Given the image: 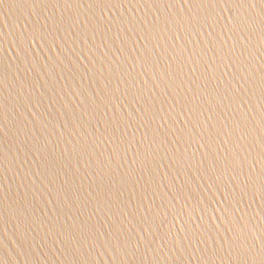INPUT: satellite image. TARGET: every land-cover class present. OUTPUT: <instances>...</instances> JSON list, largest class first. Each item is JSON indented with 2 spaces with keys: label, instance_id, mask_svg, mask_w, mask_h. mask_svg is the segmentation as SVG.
I'll return each mask as SVG.
<instances>
[{
  "label": "water",
  "instance_id": "water-1",
  "mask_svg": "<svg viewBox=\"0 0 264 264\" xmlns=\"http://www.w3.org/2000/svg\"><path fill=\"white\" fill-rule=\"evenodd\" d=\"M0 264H264V0H0Z\"/></svg>",
  "mask_w": 264,
  "mask_h": 264
}]
</instances>
